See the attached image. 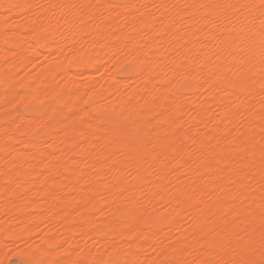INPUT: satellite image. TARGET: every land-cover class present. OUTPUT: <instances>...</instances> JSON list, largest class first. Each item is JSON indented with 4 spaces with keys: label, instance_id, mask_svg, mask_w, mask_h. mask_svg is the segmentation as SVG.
Segmentation results:
<instances>
[{
    "label": "bare ground",
    "instance_id": "obj_1",
    "mask_svg": "<svg viewBox=\"0 0 264 264\" xmlns=\"http://www.w3.org/2000/svg\"><path fill=\"white\" fill-rule=\"evenodd\" d=\"M259 180L264 0H0V264H253Z\"/></svg>",
    "mask_w": 264,
    "mask_h": 264
},
{
    "label": "rangeland",
    "instance_id": "obj_2",
    "mask_svg": "<svg viewBox=\"0 0 264 264\" xmlns=\"http://www.w3.org/2000/svg\"><path fill=\"white\" fill-rule=\"evenodd\" d=\"M184 89L185 88H182L181 89V91H184ZM185 92V91H184ZM25 112H27L26 110H25ZM258 179H262L261 177L260 178H258ZM257 183H258V186H259V189L260 190H258V192H259V201H258V204H259V206H260V209H263V206L262 205H264V200H262V198H263V196H262V194L264 193V186H263V184H262V182L259 180V182L257 181ZM0 203H3V204H0V220H1V218H3L1 221H0V224H1V222H5V220H6V216H4L5 215V211L3 210L4 208V202L2 201H0ZM2 205V206H1ZM2 209V210H1ZM2 212H4V213H2ZM261 214L264 212L263 210H261V211H259ZM2 215V216H1ZM6 217V218H5ZM5 218V219H4ZM261 226H264V223H261ZM3 236V237H2ZM7 240H9V241H11L10 239H6V236L4 235V234H2L1 235V241H5V243L7 242H9V241H7ZM0 241V242H1ZM2 243V246L3 247H6V249H10V248H7V246L9 245V247H13V246H11L12 245V243L10 244V242L8 243V245L7 244H5L4 242H1ZM3 243H4V245H6V246H4L3 245ZM123 244L122 245H124L125 243V248L127 247V246H129V245H131V242H128V241H123L122 242ZM127 243H128V245H127ZM130 243V244H129ZM261 243V240L258 238L257 239V245H259ZM121 244V243H120ZM120 244L118 245L119 247H120ZM127 245V246H126ZM117 246V247H118ZM3 249V248H2ZM2 249H1V253L3 254V255H1L2 257H1V264H20V262L21 261H24L25 262V260L22 258V257H20V256H18V257H15L14 255H13V252H12V250L13 249H11V253L9 252V251H7L5 248L3 249V252H2ZM6 250V251H5ZM204 250V252H201V251H203ZM5 251V252H4ZM201 251L200 252H194V253H196L195 254V256H194V254L193 255H191L189 258L187 257L185 260H184V262H183V264H234L235 263V261H234V259H232V258H228V257H226V256H221V255H218L217 253H215V254H213L212 256L210 255V252L209 251H206L205 249H201ZM207 252H209L208 253V256H207V254L206 255H204L205 253H207ZM8 253V254H7ZM198 253V254H197ZM200 253V254H199ZM202 253V254H201ZM204 253V254H203ZM7 254V255H6ZM6 255V256H5ZM199 255H201V256H199ZM210 255V256H209ZM9 256V257H8ZM193 256V257H192ZM205 256V257H204ZM252 259V263L253 264H259V262H260V257H259V255H257V256H254V257H251ZM156 259V255L154 254V252H153V249H146L144 252H142L141 254H139L138 256H136L135 258H129V262H128V264H151V263H153V261ZM3 260V261H2ZM3 262H6V263H3Z\"/></svg>",
    "mask_w": 264,
    "mask_h": 264
},
{
    "label": "snow or ice",
    "instance_id": "obj_3",
    "mask_svg": "<svg viewBox=\"0 0 264 264\" xmlns=\"http://www.w3.org/2000/svg\"><path fill=\"white\" fill-rule=\"evenodd\" d=\"M20 264H26V262L21 261ZM259 264H264V260L260 261Z\"/></svg>",
    "mask_w": 264,
    "mask_h": 264
}]
</instances>
